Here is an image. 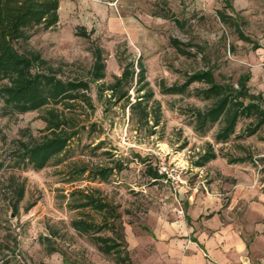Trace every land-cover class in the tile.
Returning a JSON list of instances; mask_svg holds the SVG:
<instances>
[{
	"label": "rangeland",
	"instance_id": "374dc122",
	"mask_svg": "<svg viewBox=\"0 0 264 264\" xmlns=\"http://www.w3.org/2000/svg\"><path fill=\"white\" fill-rule=\"evenodd\" d=\"M60 3L59 24L52 30H28L29 39L14 42L17 53H38L47 62L43 68L38 66L40 71L63 81H89L93 49L99 47L106 77L90 84L93 109L78 100L50 102L20 114L7 108L0 96V264H116V258L101 250L95 236L112 237L125 251L127 245L119 237L125 236V230L156 234L184 218L177 193L161 180L155 181L149 172L162 161L184 166L188 185L216 183L224 194L226 183L245 186L264 181V127L246 137L254 120L242 117L235 134L227 142L217 143L215 136L222 122L202 129L195 118L196 110L205 111L213 103L197 95L205 84L194 83L178 94L167 91L183 84L187 74L211 69L217 82L228 84H236L241 75L250 73L251 93L264 97V0ZM220 13L228 18L226 22ZM238 29L251 41L241 40ZM172 40L181 43L185 54L172 46ZM122 57L143 60L154 100L161 107V124L154 135L132 119L126 100L108 101L111 92L104 88L121 76ZM7 84L3 80L0 88ZM128 94L130 102H135L133 88ZM50 110L70 119L74 135L61 155L37 171L21 160V144L39 142L49 133L45 118ZM210 149L217 159L199 167ZM239 158L246 164H229ZM102 167L112 168L105 180L96 175ZM20 190L23 196L18 201ZM81 192L117 208L121 218L116 221V231L86 234L72 227V221L79 218L96 224L106 218L105 211L73 207ZM246 210L240 201L233 213L239 217ZM239 222L246 239L255 237L252 224Z\"/></svg>",
	"mask_w": 264,
	"mask_h": 264
},
{
	"label": "trees",
	"instance_id": "16d2710c",
	"mask_svg": "<svg viewBox=\"0 0 264 264\" xmlns=\"http://www.w3.org/2000/svg\"><path fill=\"white\" fill-rule=\"evenodd\" d=\"M59 10L60 0H0V83L5 79L8 80V84L0 88V96L7 108L20 114L37 111L50 102L70 104L78 100L86 102L93 109L88 95L90 84H97L106 77L103 50L99 47L93 49L94 63L89 73V81H63L51 72L40 71L38 66L43 68L47 62L38 53L29 56L17 53L14 42L29 39L30 36L26 32L34 28L54 29L60 21ZM219 17L223 22L228 19L222 13ZM237 34L241 40L251 41L239 29ZM84 36L87 37L85 32ZM171 44L185 54L178 40H172ZM254 48L258 49L259 45L254 44ZM120 61L124 63L121 76L116 77L113 84L104 88L111 92L108 101L126 100L132 119L154 135L155 128L161 124V107L154 100L143 60L139 57L135 62L133 59L122 57ZM250 78L251 74L247 73L241 75L236 84H228L217 82L211 69L201 70L187 74L183 84L173 85L167 91L178 94L186 91L194 83L205 84L204 88L197 90V95L213 100V103L205 111L196 110L195 118L202 129L222 122L223 125L216 134L215 140L217 143H225L235 134L238 121L242 117L254 120L245 131L246 137L256 135L264 127V97L261 93H251L248 86ZM125 86L126 90H124ZM131 88L136 93L133 103L130 102L128 94ZM47 114L45 122L49 133L39 142L21 144V160L27 161L37 171L44 169L53 158L61 155L74 135V131L70 129L69 118L55 110H50ZM216 158L217 154L210 149L204 153L197 165L203 167ZM242 161L244 160L241 158L233 159L229 160V164ZM149 172L155 181L160 179L155 169ZM111 173L112 168L102 167L96 170V175L104 180ZM18 194L19 201L22 199L23 190ZM79 194L81 199L73 205L75 209L91 207L97 211H105L106 218L101 224L85 218L74 220L72 227L77 232L98 234L103 229L117 230L116 221L121 216L116 207L91 194L82 192ZM119 237L126 243L124 234H120ZM95 241L99 243L105 254H112L116 258V264H130L129 252L120 250L121 245L114 238L95 236Z\"/></svg>",
	"mask_w": 264,
	"mask_h": 264
},
{
	"label": "crops",
	"instance_id": "0c3cea01",
	"mask_svg": "<svg viewBox=\"0 0 264 264\" xmlns=\"http://www.w3.org/2000/svg\"><path fill=\"white\" fill-rule=\"evenodd\" d=\"M61 10L60 3L59 15ZM245 164V160L236 163ZM224 189L225 194L216 183L186 184L177 191L184 206L183 219L156 234L125 230L130 263L264 264V244H260L264 240V181L245 186L226 183ZM240 201L247 210L238 217L233 210ZM239 221L243 226L252 224L255 237L246 239L237 226Z\"/></svg>",
	"mask_w": 264,
	"mask_h": 264
},
{
	"label": "built area",
	"instance_id": "2783aa9c",
	"mask_svg": "<svg viewBox=\"0 0 264 264\" xmlns=\"http://www.w3.org/2000/svg\"><path fill=\"white\" fill-rule=\"evenodd\" d=\"M160 180L176 193L184 185H186V168L180 164L170 163L164 161L156 165L155 168Z\"/></svg>",
	"mask_w": 264,
	"mask_h": 264
}]
</instances>
